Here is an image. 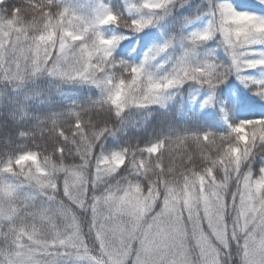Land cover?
Masks as SVG:
<instances>
[{"label": "snow or ice", "instance_id": "snow-or-ice-1", "mask_svg": "<svg viewBox=\"0 0 264 264\" xmlns=\"http://www.w3.org/2000/svg\"><path fill=\"white\" fill-rule=\"evenodd\" d=\"M169 3L141 0L128 12H153ZM33 7L22 27L11 14L0 19V82L9 86L44 73L90 83L103 93L92 105H110L116 117L131 106L160 104L166 90L186 81L214 89L232 73L264 99V78L243 75L264 67V52L252 50L264 43V16L237 11L227 0L188 39L194 48L217 37L230 66L215 59L194 62L186 49L160 76L146 66L171 40L147 49L140 63H129L113 56L127 36L102 31L112 25L140 32L151 17L123 16L102 2L90 14L59 0ZM113 131L108 121L81 130L77 120L71 137L61 132L63 143L51 153L26 149L0 159V264H55L62 255L81 264H225L224 257L232 264L233 256L235 264H264V165L255 171L250 166L257 149H264V117L229 124L224 134L185 133L94 156L96 144ZM189 139L222 148L210 158L202 148L203 166L179 173L153 162L166 142ZM126 163L130 174L108 183Z\"/></svg>", "mask_w": 264, "mask_h": 264}, {"label": "trees", "instance_id": "trees-1", "mask_svg": "<svg viewBox=\"0 0 264 264\" xmlns=\"http://www.w3.org/2000/svg\"><path fill=\"white\" fill-rule=\"evenodd\" d=\"M101 2L123 16L152 18L151 24L135 33L122 27L104 26L102 31L105 35L127 36L113 51L117 60L140 63L147 49L171 40L172 43L165 52L146 66L155 76L170 70L175 60L186 49L192 50L194 62L215 59L217 63L225 66L231 64L230 57L217 37L197 44L194 48L188 39L192 32L208 26L214 6L220 0H214L212 5L206 0H170L169 5L163 9L153 12L141 9L131 14L128 12L129 5L139 4L141 0H59V3L84 14H90ZM227 2L237 11L264 16V2L261 0ZM34 3H39V0H3V3H0V19L11 14L12 18L18 21V26L22 27L26 22H30L35 12ZM13 8H18V11L12 13ZM252 50L254 54L264 52V43L252 46ZM243 75L252 79L264 78V67L248 69ZM102 94L99 88L90 83L50 76L47 73L16 86L0 82V159L26 149L39 150L42 154L45 151L51 153L58 143H63L61 132L71 137L77 120L81 123V130L87 128L89 123H94L97 127H103L106 121L112 124L114 131L102 137L96 144L95 156L121 151L126 147H145L163 137L185 133L199 134L207 131L224 134L228 132L229 124L242 119L264 117V99L254 93L252 85L245 86L235 73L229 74L214 89L195 81H186L178 87L166 90L160 104L131 106L119 117L115 116L110 105H92ZM20 131L27 132L28 136L20 137ZM202 148L205 149L203 155L210 158L215 156L222 146L211 142L204 145L202 141L194 142L192 139L187 142L173 140L171 143L166 142L162 153L153 157V162L177 173L185 168L202 167ZM66 159L78 162L76 157ZM261 165H264V149L258 148L250 166L255 171ZM129 174L130 169L126 163L116 173L107 177V182L114 183ZM102 188L103 185L97 190ZM57 199L67 203L62 193L57 194ZM77 213L86 227L85 214L80 210H77ZM232 251L235 252L234 246ZM224 259L227 264V257ZM55 264L81 262L62 255L56 257ZM232 264H235V256Z\"/></svg>", "mask_w": 264, "mask_h": 264}, {"label": "rangeland", "instance_id": "rangeland-1", "mask_svg": "<svg viewBox=\"0 0 264 264\" xmlns=\"http://www.w3.org/2000/svg\"><path fill=\"white\" fill-rule=\"evenodd\" d=\"M210 5H212V2L214 1V0H206Z\"/></svg>", "mask_w": 264, "mask_h": 264}]
</instances>
